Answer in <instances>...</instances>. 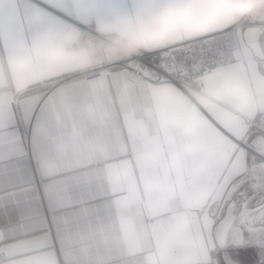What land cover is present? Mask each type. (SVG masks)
<instances>
[{
    "label": "snow or ice",
    "instance_id": "6c2138e0",
    "mask_svg": "<svg viewBox=\"0 0 264 264\" xmlns=\"http://www.w3.org/2000/svg\"><path fill=\"white\" fill-rule=\"evenodd\" d=\"M0 264H264V0H0Z\"/></svg>",
    "mask_w": 264,
    "mask_h": 264
}]
</instances>
